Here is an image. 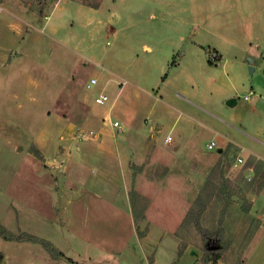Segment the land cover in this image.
Returning a JSON list of instances; mask_svg holds the SVG:
<instances>
[{"label": "rangeland", "instance_id": "1", "mask_svg": "<svg viewBox=\"0 0 264 264\" xmlns=\"http://www.w3.org/2000/svg\"><path fill=\"white\" fill-rule=\"evenodd\" d=\"M183 37L226 54L194 56L182 86L161 85ZM238 74L232 106L218 89ZM102 90L110 114L94 101ZM263 90L264 0H0V226L64 254L0 237V264H206L210 243L217 264H264V160L243 153L233 167L240 144L264 155V137L234 119ZM107 137L125 153L118 167L90 147ZM97 163L110 180L95 181Z\"/></svg>", "mask_w": 264, "mask_h": 264}, {"label": "crops", "instance_id": "2", "mask_svg": "<svg viewBox=\"0 0 264 264\" xmlns=\"http://www.w3.org/2000/svg\"><path fill=\"white\" fill-rule=\"evenodd\" d=\"M127 24L124 25L123 27H121V30L126 29ZM181 40L182 41L178 42V43H173V42L169 43L170 50L168 52V57L166 59L167 60L166 61L167 67L163 71V74L161 75V85H163V84L167 85V84L172 83V81H173V82H175V85L182 86L183 84L180 81H178V78H176V77L180 74V72H186V71L191 72V71H193V69H195V67L197 65L193 61L194 56H196L198 58L201 57L203 59L204 63L209 65L208 64L209 62L207 61V58H206V55H207V53H206L207 49H205L206 47H204L202 44H199L193 40L187 42L184 37ZM234 48H235L234 46L232 47V49L229 48V51H228L229 54L235 53ZM142 50L153 52V46L148 44V43H143L142 44ZM210 50H212V49H210ZM213 50L216 51L220 55L221 59L224 56L223 54H226L219 48H214ZM237 59L239 60L240 67L242 68L244 65L243 57L240 56V57H237ZM221 69L226 70V71L230 70V71L234 72V65L230 64V62L226 59L224 65ZM172 75H174V76L172 77ZM235 76L236 77L231 75V79H230V81H227L228 86L225 89H223V87L218 89L219 94H221V93L225 94L227 99L234 98L233 97V96H235L234 92L237 93L239 90L240 82L242 81V78L240 77L239 74H238V76L237 75H235ZM113 80L114 79L112 77L109 80V82L106 84V88L110 86V84L113 82ZM126 83H127L126 81L123 82L124 85ZM123 89L124 88L122 87L120 89V91ZM184 91H186V89H183V92ZM191 93L195 94V95H201L200 89L196 88V86H194V90ZM257 96H260V97H257L256 99H250V101L248 99L249 106L246 109L247 114L241 115V116H235L234 119L237 120V122L241 126H244L245 129H247L253 133H258L264 137V90H263V96H262V94H260V95L258 94ZM249 116H250L251 120L249 119ZM117 119H118V117H117ZM150 131H151V129H150ZM128 134H130V133H128ZM244 134H248V133L244 132ZM136 135L138 137L141 136L140 133H138V132H137V134H130V136L132 137V138H130V140L132 139L131 144L133 143V141L134 142L138 141ZM178 135L179 136L183 135V136H185V138H189L190 134L186 133L185 130L184 131L182 130V131H178ZM213 139L214 138H212L210 140V142ZM93 140L96 141L97 139H93ZM210 142H208L207 145ZM224 142H225V140H224ZM165 145H168V144H165ZM263 145H264V143H263ZM133 146H134V143H133ZM239 146L241 147L240 149H241L242 154H240L238 156H243V153H247L249 155L256 157L257 159H263L264 160V155L259 154L258 152H256V150L252 149V147H250V146L249 147H242L241 144ZM90 147L92 148V151L96 154V157L94 156L96 159H97V156L98 157H104V158H106V161L108 160V163H110V166L113 165L112 167H118L119 159L125 156L124 151L121 148H115L112 144L111 138H108V137L103 138V141L101 143H95V144L93 143L92 145H90ZM134 147L140 148V145L137 144V146H134ZM83 149H86V147L83 146ZM175 149L177 151L179 150V148L178 149L175 148ZM219 149H223V146L218 144V150ZM243 150H246V151H243ZM82 151H84V150H82ZM223 151H224V149H223ZM218 154H221V153L218 152ZM79 156H80V159H82L81 153ZM92 172L94 173L95 181L102 182V181L110 180L111 179L110 174H114L116 172V170L111 171V172L105 171V173H104L101 171V168H100L99 164L97 163V166L94 165L92 167ZM246 172L250 173V175H251V174H253L254 171H253V168L249 167L246 170ZM95 183H97V182H95ZM263 196H264V192H261L259 194V201ZM126 210H127V208H126ZM155 261H156V263H159L158 259H156Z\"/></svg>", "mask_w": 264, "mask_h": 264}, {"label": "trees", "instance_id": "3", "mask_svg": "<svg viewBox=\"0 0 264 264\" xmlns=\"http://www.w3.org/2000/svg\"><path fill=\"white\" fill-rule=\"evenodd\" d=\"M210 49L206 51L207 56ZM208 62L211 64L212 62L210 59ZM224 151L221 153L223 155ZM198 228L202 231V236L205 240H209L208 238V232L202 228L201 225H198ZM0 237L7 241H29V242H35L41 244L54 258L63 257L64 254L56 249V247L49 242L48 240L38 238L34 235H30L24 232H21L19 234L9 232L4 227L0 226ZM216 241H218L216 239ZM221 260V250L217 246H213V244H207L205 246V257L204 262L206 264L212 263L217 264Z\"/></svg>", "mask_w": 264, "mask_h": 264}, {"label": "built area", "instance_id": "4", "mask_svg": "<svg viewBox=\"0 0 264 264\" xmlns=\"http://www.w3.org/2000/svg\"><path fill=\"white\" fill-rule=\"evenodd\" d=\"M208 58L210 59V61L214 64H220V61H221V58H220V55L214 51V50H211L209 51L208 53ZM99 83V80L97 78H91L90 81L88 82L87 84V88L88 89H91V88H94L98 85ZM246 99H249V97H246ZM95 103L99 106H102V107H105V112L110 114L111 111H112V107L109 106L107 107L108 105V102L110 101V97L109 95L107 94V92L105 90H102L101 92H99L96 96H95V99H94ZM113 106V105H112ZM110 124L111 126L116 129L117 131H121L122 128H123V125L122 123L119 121V120H116V119H110ZM151 131H154V127L150 128ZM99 131L97 129L95 130H90L89 131V135L88 137L90 136L91 137H97L99 135ZM173 136L172 134H168L165 139H164V143L165 144H172L173 143ZM208 149L209 150H218V142L215 141V140H212L208 145H207ZM244 164V158L242 156H237L235 161L233 162V167L234 168H240L242 165Z\"/></svg>", "mask_w": 264, "mask_h": 264}, {"label": "water", "instance_id": "5", "mask_svg": "<svg viewBox=\"0 0 264 264\" xmlns=\"http://www.w3.org/2000/svg\"><path fill=\"white\" fill-rule=\"evenodd\" d=\"M249 59H250L251 62H253V60H252L251 58H249ZM251 69L254 70L253 67H251ZM236 103H237V100H236V99H230V100L228 101V104H229V105H232V106H234ZM218 152H219V153H222V152H223V149H219Z\"/></svg>", "mask_w": 264, "mask_h": 264}]
</instances>
